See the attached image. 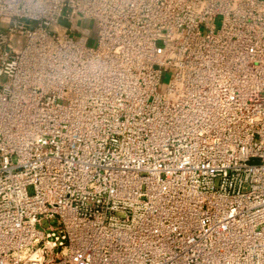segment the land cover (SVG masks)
Masks as SVG:
<instances>
[{"label": "built area", "instance_id": "2783aa9c", "mask_svg": "<svg viewBox=\"0 0 264 264\" xmlns=\"http://www.w3.org/2000/svg\"><path fill=\"white\" fill-rule=\"evenodd\" d=\"M0 264H264V0H0Z\"/></svg>", "mask_w": 264, "mask_h": 264}, {"label": "rangeland", "instance_id": "374dc122", "mask_svg": "<svg viewBox=\"0 0 264 264\" xmlns=\"http://www.w3.org/2000/svg\"><path fill=\"white\" fill-rule=\"evenodd\" d=\"M62 25H67V23L66 22H63V21H61L60 22Z\"/></svg>", "mask_w": 264, "mask_h": 264}]
</instances>
